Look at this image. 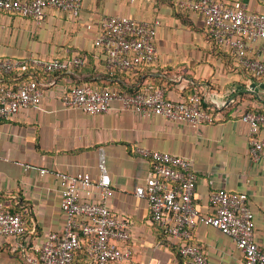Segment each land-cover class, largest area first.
Instances as JSON below:
<instances>
[{"label": "crops", "instance_id": "crops-1", "mask_svg": "<svg viewBox=\"0 0 264 264\" xmlns=\"http://www.w3.org/2000/svg\"><path fill=\"white\" fill-rule=\"evenodd\" d=\"M227 1H240L251 12L264 11V0ZM114 15L162 21L156 62L116 74V81L132 89L143 83L162 86L166 98L176 101L195 90L204 107L216 115L214 123H175L124 110L119 101H113L109 111L91 115L62 103L64 88L93 75L97 80L110 75L95 46L97 29L88 25ZM97 53L101 59L94 57ZM78 55L90 58L76 74H48L34 67L21 72L25 80L37 79L41 84V106L0 122V205L18 211L28 227L20 239L0 235V264H26L23 248L31 249L42 244L47 234L62 231L60 174L88 173L96 179L100 148L106 151L114 188L110 209L130 222L131 264L179 260L169 237L152 220L148 201L136 194L151 170L150 161L136 152L138 147L193 162L199 176L194 202L204 214L213 212L212 193L247 194L256 240L264 250V162L251 159L248 127L241 119L248 109L264 111V77L252 79L237 65L230 48L212 41L204 18L174 0H84L80 18L49 9L42 22L0 12V58L49 60ZM8 81L16 86L22 80L13 76ZM193 234L209 264H242L240 249L218 229L200 223ZM77 261L85 263L80 254Z\"/></svg>", "mask_w": 264, "mask_h": 264}, {"label": "built area", "instance_id": "built-area-1", "mask_svg": "<svg viewBox=\"0 0 264 264\" xmlns=\"http://www.w3.org/2000/svg\"><path fill=\"white\" fill-rule=\"evenodd\" d=\"M174 1L181 8L200 14L211 39L230 48L237 65L252 79L264 77V11L251 12L240 1ZM83 3L84 0H0V12L42 22L49 9H56L78 19L82 15ZM161 25L159 18L145 21L114 15L103 16L96 24H89L88 29H97L95 46L103 54L105 69L114 76L156 62V42ZM259 43L261 45L257 48ZM94 57L102 58L98 53ZM88 61L87 55L49 60L0 58V75L21 74L31 67L48 74L73 73ZM42 98L43 89L35 79L22 80L16 86L1 85L0 122L11 120L21 110L39 108ZM60 98L66 107L78 108L90 115L105 113L113 101H119L124 110L161 116L175 123L201 126L216 121L214 112L204 107L199 92L176 101L166 98L164 89L152 84H146L137 92H129L84 83L64 88ZM241 119L248 127L251 159L264 162V112L247 110ZM136 152L151 164L146 185L137 187L136 194L148 201L152 220L178 251L179 260L172 264H209L202 245L193 240V232L200 223L230 237L243 254L242 264H264V250L256 240L254 214L247 194L212 193L209 199L213 212L204 214L194 202L199 176L190 159L141 147ZM98 171L96 179L88 173L60 174L65 225L62 231L47 234L42 244L31 249L23 248L26 264H76V255L83 250L85 264H131L130 222L110 209L109 200L114 196V188L103 148L99 149ZM27 233L23 216L0 205V235L20 239Z\"/></svg>", "mask_w": 264, "mask_h": 264}, {"label": "trees", "instance_id": "trees-1", "mask_svg": "<svg viewBox=\"0 0 264 264\" xmlns=\"http://www.w3.org/2000/svg\"><path fill=\"white\" fill-rule=\"evenodd\" d=\"M213 41V40H212ZM90 58V57H89ZM91 60V59H90ZM88 64V63H87ZM86 64V65H87ZM85 65V66H86ZM84 66V67H85ZM83 68V67H82ZM79 72V70H76V71H74V74H76V73H78ZM245 73H247L246 71H244ZM36 75H37V73H36ZM18 77L20 80H25V78L26 77H22V76H20V73H18V72H14V73H12V74H10V75H0V86L1 85H3V84H10L9 83V81H8V79L10 78V77ZM39 76V75H38ZM250 76V75H249ZM102 79L101 80H97L96 79V75H93L92 77H86V78H84V81H80L79 80V82L78 83H76L75 85H73L72 87H75V86H80V85H82V84H84V83H89V84H91V85H93V86H95V87H98V88H106V87H110V88H118V89H121V90H126V91H129V92H137V91H139L142 87H144L146 84L145 83H143V85L141 86V87H135V89H132V88H130L129 86H126V85H124L122 82H120V81H116V79H117V76H112V75H104V76H102L101 77ZM35 80H37V79H35ZM91 80H94V81H91ZM150 84H152V83H150ZM153 86H155V87H158V88H164V87H162V86H158V85H155V84H152ZM195 92V90L194 91H191L188 95H187V97L190 95V94H192V93H194ZM248 110H251V111H253V112H264V111H260V110H252V109H248ZM7 210H9V211H11L12 213H18V214H20L18 211H15V210H12V209H7ZM176 252H177V254H178V257H179V253H178V251L176 250ZM79 254L80 255H82V258L85 260L86 259V255H85V250H83V251H80V252H78V254L76 255V258H75V263L76 264H85V263H83V262H80V261H77V257L79 256Z\"/></svg>", "mask_w": 264, "mask_h": 264}]
</instances>
